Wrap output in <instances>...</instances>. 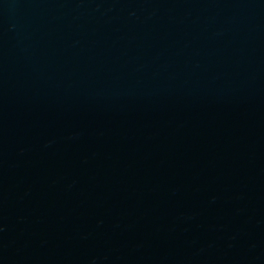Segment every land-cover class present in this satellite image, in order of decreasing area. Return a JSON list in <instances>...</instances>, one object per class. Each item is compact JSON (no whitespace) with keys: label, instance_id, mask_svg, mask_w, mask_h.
I'll return each instance as SVG.
<instances>
[{"label":"water","instance_id":"obj_1","mask_svg":"<svg viewBox=\"0 0 264 264\" xmlns=\"http://www.w3.org/2000/svg\"><path fill=\"white\" fill-rule=\"evenodd\" d=\"M0 264H264V0H0Z\"/></svg>","mask_w":264,"mask_h":264}]
</instances>
